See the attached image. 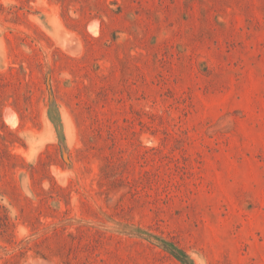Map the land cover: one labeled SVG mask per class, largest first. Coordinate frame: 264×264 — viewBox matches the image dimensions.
Instances as JSON below:
<instances>
[{"label":"rangeland","instance_id":"obj_1","mask_svg":"<svg viewBox=\"0 0 264 264\" xmlns=\"http://www.w3.org/2000/svg\"><path fill=\"white\" fill-rule=\"evenodd\" d=\"M0 264H264V0H0Z\"/></svg>","mask_w":264,"mask_h":264}]
</instances>
